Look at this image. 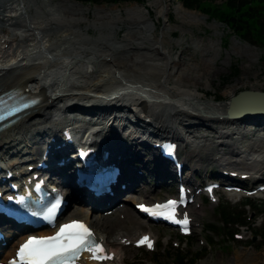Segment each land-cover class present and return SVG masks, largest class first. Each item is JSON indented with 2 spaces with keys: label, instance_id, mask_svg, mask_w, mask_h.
I'll list each match as a JSON object with an SVG mask.
<instances>
[{
  "label": "bare ground",
  "instance_id": "1",
  "mask_svg": "<svg viewBox=\"0 0 264 264\" xmlns=\"http://www.w3.org/2000/svg\"><path fill=\"white\" fill-rule=\"evenodd\" d=\"M153 4H158L157 18L150 15L149 7ZM171 8L163 0L131 3L124 8L127 15L124 17L120 6L105 10L83 7L69 0H0L1 65L7 67L14 63L15 48L19 49L17 53L22 51L24 55L19 64L0 71V92L21 86L30 92L40 91L43 96L41 103L30 109L24 120L0 133V160L41 136L47 127L50 131L51 126L73 125L70 122L73 112L88 111L89 114L94 112L96 118L95 123H88L90 128L106 125L105 134H113L117 143L122 142L121 158H126L125 150L130 151L140 169L146 168L155 175L162 164L155 161L153 154V158L147 161L144 157L147 152H152L150 142L153 137L173 138L186 145L194 143L195 149L200 146L212 149L215 140L219 145L216 154H223L224 163L231 166V170L243 169L242 172L248 173L264 170V136H254L252 142V151L261 153L262 160L239 162L235 159H240L244 151L238 142L246 138V129L235 124L238 121L218 119L227 112L231 98L239 91H264V85L258 82L247 85L244 78H240L221 97L218 87L214 93L203 88L202 78L212 82L213 75L220 70L217 66L219 44L214 41L203 45L196 41L197 47L203 46L199 59H196L195 47L189 46L173 56L170 48L173 43L167 35ZM174 9L183 23L191 25L200 20L197 12L186 9L181 3L175 4ZM92 11L94 18L90 19L87 14ZM13 13L16 16L13 17ZM160 16L166 19L159 37L154 35V29ZM124 21L129 26L122 36L116 37ZM92 28L98 32L94 36ZM185 51L187 55H184ZM233 51L253 59L258 56L238 39L233 42ZM181 106L186 111H182ZM30 117L32 123L27 125L26 118ZM145 117H150L153 124L144 123ZM66 118H70L69 122ZM214 123L235 127V130H224L226 126L216 130ZM197 126L206 127L216 136L208 139L204 134L194 133L192 130ZM124 131L133 135L131 140L127 139L129 135L123 134ZM258 131L264 132V125ZM227 156L232 159H226ZM158 182L160 187L161 181ZM146 183L144 175H132L128 180L129 189L118 190L120 201L112 199L110 207L94 215L84 205L73 218L81 217L90 222L98 237L115 249V244L136 237L145 226L140 214L131 210L129 205L132 203L126 202L124 207L120 204L128 199L133 202L131 197L126 198V193L144 192L142 187ZM198 205L190 209L194 216L201 208ZM109 210L113 212L109 214ZM116 232L119 237L112 240ZM116 251L117 257L111 264L135 261L130 258L120 260L121 251L119 248ZM81 264L98 263L85 257ZM197 264L213 263L202 261ZM214 264H264V260L259 262L249 254L236 253L234 258L226 261L220 258Z\"/></svg>",
  "mask_w": 264,
  "mask_h": 264
},
{
  "label": "rangeland",
  "instance_id": "2",
  "mask_svg": "<svg viewBox=\"0 0 264 264\" xmlns=\"http://www.w3.org/2000/svg\"><path fill=\"white\" fill-rule=\"evenodd\" d=\"M66 1V0H64ZM68 1V0H67ZM71 2H78L74 0H69ZM148 1V0H147ZM81 2H78L80 4ZM131 3L135 2H128L123 4H112L108 2H101L100 4L91 5L86 4L83 5L80 4L83 7L96 9L101 8L105 10H110L114 8L115 6H120L123 8L122 14L124 17L127 15L125 14L124 8L128 5H131ZM163 3L169 4L172 8L170 10V14L167 20L169 23V29L167 31V35L171 39V42L173 43V46L170 48L172 49V55L176 56L181 53L183 48L189 47H195L196 49V59H199L201 56V49L202 47L196 46V41H200L201 44H210L212 42H218L219 44V60L217 66L220 68V70L216 73V75H213L214 78L212 82H207V79L204 77L201 80V86L205 89H209L210 93H214L215 87H218V92L221 95H223L226 92H229L232 88V86L239 81L240 78H244V84L250 85L253 82H258L260 84L264 85V62L262 59L263 55V48L256 46L253 42H244L240 40L237 36L231 35L230 31L226 26H224L222 23L209 19V17L197 10H193L199 14L200 20L197 23L194 24H186L182 22V19L177 14L176 10L174 9V5L178 2L177 0H163ZM160 4V3H159ZM158 9V4H153L149 7L150 15L152 18H157L156 13ZM192 10V9H188ZM90 19L94 18L93 11L89 14H87ZM165 16H160L159 20H156L155 29H154V35L155 36H161L162 30L165 25ZM129 26V23L127 21H124L120 24V28L118 29L116 33V37L122 36L125 31L127 30ZM98 32L95 28L91 29V34L94 36ZM173 33V36L171 35ZM3 36V34H0ZM223 38H229V44L225 47L223 46ZM239 39L241 41V44L248 46L251 50L256 52L258 56L253 59L249 58L246 55L237 54L233 51V42L235 39ZM180 40L182 41L181 44H177L176 42ZM187 51L184 52V55H187ZM233 65H237L240 68V73L234 76H230L231 67ZM247 70H249V73L247 74ZM212 76V77H213ZM222 78V79H221ZM210 80V79H209ZM243 84V83H241ZM212 96L210 95V98ZM214 126H217V124L214 123ZM263 135V132L258 131L257 135ZM248 135L245 139L247 140ZM243 142V141H242ZM187 145L188 154L191 158L190 160V167L191 169L197 170L202 178L204 177H210V176H218L220 174V171L222 169L220 162L216 161L215 154L218 150H206L205 147H200V153L194 152L195 145L192 146ZM185 146V144H182V148ZM242 147V146H241ZM148 154V152H147ZM196 155V156H195ZM146 160V159H145ZM239 168V167H237ZM239 171H243V169H240ZM262 172V171H261ZM261 172L256 173V175H259ZM154 173V172H152ZM164 174H162L163 176ZM147 179L149 181L148 185L146 186V192H141L134 194V198L132 204L129 206L132 208L134 201L140 200V198H160L164 199L171 193H168V190H170V187H163L161 188H155L154 184L156 181V177L154 175L147 176ZM159 181H162L161 179ZM167 188V189H166ZM127 195V194H126ZM130 197L129 195L126 196ZM230 198V199H228ZM227 197H223L222 199L225 201H229L232 204H236V201L239 200L237 196H234L233 194L229 195ZM255 199H259L254 197ZM217 202L213 203L211 201L204 203L200 209H198V215L195 217V227H194V234L196 235L197 241L193 243V248L191 249L192 252H196L199 249H204L203 252H199L202 256L201 260H198L195 264L202 262V261H208L211 263H217L220 258L223 260H228L230 258H234L236 253H242V254H249L251 258L255 257L256 260L259 262L264 260V246L261 250L258 249V246L261 244L259 237L255 238L254 244L255 246H246V244L242 243H236V244H227L225 242H221V246H219V242H216L215 245L208 246L206 243L205 245L202 244V240H204L205 236V226L207 223H216L218 216L216 214V206ZM236 204L235 206H237ZM216 208V209H215ZM132 210V209H131ZM246 213H248V208H246ZM253 220V218H252ZM262 218H257L252 223V230H245L242 232L243 236H250L253 233V230L261 225ZM150 228V229H148ZM143 230H150L154 232V234L158 237V245L165 249H169L170 244L175 245L178 241L176 237V232L173 231V229L164 227L162 225H150L147 228H143ZM119 232H116L112 235L111 239L114 240L118 236ZM215 241L217 239L215 238ZM264 243V242H262ZM180 246V244L178 245ZM183 247L186 248V245L184 244ZM119 250L121 251V258H130L134 259L135 261L131 263L127 262H120V264H141V260L144 257L141 255L140 250L133 247L132 245L125 246L124 248L119 247ZM150 255V253H148ZM148 255L146 257H148ZM143 262H146V260H143Z\"/></svg>",
  "mask_w": 264,
  "mask_h": 264
},
{
  "label": "trees",
  "instance_id": "3",
  "mask_svg": "<svg viewBox=\"0 0 264 264\" xmlns=\"http://www.w3.org/2000/svg\"><path fill=\"white\" fill-rule=\"evenodd\" d=\"M97 1V0H95ZM112 3H124L131 0H107ZM141 1V0H138ZM186 7L190 9H197L207 13L211 18H214L223 24L227 25L234 33L245 40H254L264 47V0H179ZM240 73V68L236 65L231 67L230 76ZM244 204H250L255 207L254 202L246 199ZM264 210L259 209V212ZM243 210H236L228 203L222 202L219 205L218 213L222 220L221 224H208L207 228L215 231L216 228L224 229L225 233L229 236L226 242H232L234 224H245V218H239ZM244 213V212H243ZM241 222V223H238ZM260 233L264 238V227L260 229ZM179 238L183 239L178 235ZM191 243L195 242L193 236L189 237ZM211 242L212 239H210ZM260 245L259 248H262ZM175 261L177 264H194L197 260L202 259L203 255L198 253L197 257H193L191 251L183 252L180 248L171 247L168 249L166 255L161 253H153L152 258L156 261L165 260ZM166 261V260H165Z\"/></svg>",
  "mask_w": 264,
  "mask_h": 264
},
{
  "label": "snow or ice",
  "instance_id": "4",
  "mask_svg": "<svg viewBox=\"0 0 264 264\" xmlns=\"http://www.w3.org/2000/svg\"><path fill=\"white\" fill-rule=\"evenodd\" d=\"M18 111L13 109L12 112ZM0 116V119H4ZM182 202V201H181ZM179 202L168 201L165 205L155 206V215H162L173 222L184 225L187 231L189 223L187 215L182 219L176 218V206ZM145 211L149 209L145 208ZM51 214V210H50ZM139 244H146L149 248L152 243L149 237H142ZM89 251L93 254L92 258L99 261L112 259L105 252L101 242H97L92 231L79 221H73L70 224L62 225L55 235L50 237H30L20 246L17 252V261L15 264H74L75 260L83 251Z\"/></svg>",
  "mask_w": 264,
  "mask_h": 264
},
{
  "label": "water",
  "instance_id": "5",
  "mask_svg": "<svg viewBox=\"0 0 264 264\" xmlns=\"http://www.w3.org/2000/svg\"><path fill=\"white\" fill-rule=\"evenodd\" d=\"M246 92H242L240 93L238 96H236L235 98H232L231 102H233L234 100H236V98L240 97L241 95L245 94Z\"/></svg>",
  "mask_w": 264,
  "mask_h": 264
}]
</instances>
